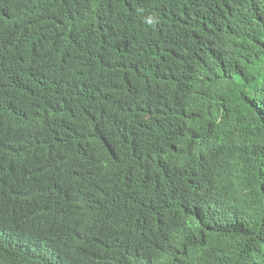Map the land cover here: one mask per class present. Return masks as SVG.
I'll return each mask as SVG.
<instances>
[{
	"label": "trees",
	"instance_id": "trees-1",
	"mask_svg": "<svg viewBox=\"0 0 264 264\" xmlns=\"http://www.w3.org/2000/svg\"><path fill=\"white\" fill-rule=\"evenodd\" d=\"M4 1L0 264H264V0Z\"/></svg>",
	"mask_w": 264,
	"mask_h": 264
},
{
	"label": "clouds",
	"instance_id": "clouds-1",
	"mask_svg": "<svg viewBox=\"0 0 264 264\" xmlns=\"http://www.w3.org/2000/svg\"><path fill=\"white\" fill-rule=\"evenodd\" d=\"M14 1H17V0H14ZM4 2H5L4 0H0V5H1V7H2L4 4H6V3H4ZM1 15L4 17V19H5L6 21L10 22V21H9V17L7 16L8 14L2 12ZM9 16H11V15L9 14Z\"/></svg>",
	"mask_w": 264,
	"mask_h": 264
}]
</instances>
